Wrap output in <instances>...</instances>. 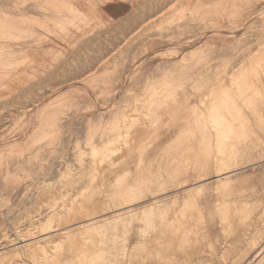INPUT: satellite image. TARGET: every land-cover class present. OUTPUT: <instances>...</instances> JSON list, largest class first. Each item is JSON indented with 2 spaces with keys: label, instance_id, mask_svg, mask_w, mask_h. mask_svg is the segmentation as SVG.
<instances>
[{
  "label": "rangeland",
  "instance_id": "374dc122",
  "mask_svg": "<svg viewBox=\"0 0 264 264\" xmlns=\"http://www.w3.org/2000/svg\"><path fill=\"white\" fill-rule=\"evenodd\" d=\"M33 5L37 7H33ZM43 8L44 10H41ZM235 27L237 28L235 29ZM0 33V78H2L0 79V203H2L0 204V215L3 216H0V227H2L0 244L9 243L10 239V242H17L16 244H18H14V248L9 247L10 250H6V253L0 258V264L8 262H10L8 264H12L14 263L13 260H21L19 264H42L39 260L40 252H37L40 250L25 251L26 249L22 247L23 242L20 241L22 235H25L23 233L28 232L29 228L27 227H30L29 225L37 223L36 230L37 228L40 230L43 228L41 226H45V224L47 225V218L52 209L50 210L49 195H43L44 191L54 193L59 189L62 190L63 187L64 191L69 192L68 195L76 198V196L79 197L81 191L87 189V185L89 187L94 183L102 184L103 182L102 189H111L109 184H112L111 181L117 174L114 173L116 172L114 169H117L118 172L121 168L104 170L101 175L95 173V163L92 162H95V159H92L95 158V154L93 155L94 150L88 139L94 136L91 139L98 149L104 144L111 145L107 141L104 143L106 140L105 136L103 137L105 127L119 115L121 110L127 106L131 107L134 97L135 99L136 97L137 99L142 98L144 89L148 84L154 83L157 86L165 84L166 86L170 82L172 84L181 82L180 84L183 85L179 84L180 91H191L190 86L192 82L196 81L198 87L195 91L196 94L194 93L195 97L194 95L191 96L190 101L192 102L198 101L213 81V86H211L216 89L223 85L230 86L232 79L230 77L243 73L247 69L245 63L250 56L256 51L264 49V0H0ZM19 33L21 34L19 35ZM257 42L260 44L257 45ZM188 49L190 50L188 51ZM140 57L143 60L138 63L139 59L137 58ZM235 58L237 63L236 61L233 62L236 60ZM230 60L233 61L230 62ZM227 64H229L228 66L236 64L234 68L229 69L230 76L225 74L222 76V73L221 76L215 77L219 70L226 68ZM207 77H209L208 80ZM263 77L261 80L264 82ZM165 80H167L166 83H164ZM207 83L208 85H206ZM114 86L115 88H113ZM114 91H117L118 94ZM246 114L244 113V115ZM247 116H244L247 117L245 120L248 121L243 122L244 128L250 129L251 123H258L264 127L263 121L259 122L249 114ZM54 118L57 119L58 124ZM171 124L162 129L160 138L146 150L147 153L145 152L143 159L145 166L148 167L147 172H140L138 173L140 176L133 174L134 177L130 175L129 179L126 178L127 182H130L129 185L132 184L129 191L133 190L136 195H139L138 191L142 189L137 188V185H143V188L147 185L149 195L144 192L146 188L145 190L142 189L141 192L139 191L140 194L147 195L146 202H139L131 208H125L121 211L125 216H128L130 210L144 208L145 204L154 201L149 198L150 192L154 193V191L159 190L155 194H162L166 190V195H161L156 199L168 200L174 195L180 197L184 188L193 186L198 181H205L204 185L207 186L203 192L205 194L203 198L204 196L206 198L205 213L208 214V218L210 217L206 221L207 230L210 229L211 235L218 238L216 243L218 252L216 251L213 259L215 261L217 259L220 264H235L236 253L228 254L229 251L226 250V244L223 242L234 235L229 236V239L222 237L220 220L215 209L217 207H215L217 204L215 198L217 199L218 194L216 192L214 195V183L219 179L217 173L212 172L214 171L213 168L210 167L212 169L210 172V169L207 171L209 172L207 175L206 172L202 173L206 177L201 178L195 175L197 179L194 174L192 175L194 177L189 176L188 179L191 181L188 180L181 187L177 186L178 189L171 185L176 183L175 181L172 183L174 178L181 180L180 178L188 176L186 173L187 176L184 174L177 176L184 171L173 168V159L176 158L174 156L178 154L174 150L175 147H172L176 141L172 142V140H175L173 137L177 135L178 130L175 125ZM57 128L59 131L55 130ZM257 130L264 136L261 129ZM250 131L251 137H247L242 142L241 147L231 148L230 146L233 153L236 150L239 155L234 154V161L230 165L234 166H229L222 172L230 173L228 177L224 174L219 177L221 180L227 178L230 187L228 191L231 195L226 197L242 196L255 199L264 195V137H260L257 132ZM241 133L243 132L241 131ZM178 149L190 150L186 143L180 145ZM28 150H30L29 153ZM26 153L30 156L29 158ZM213 156L210 157L211 160H213ZM177 158L192 159L193 156L184 154L178 155ZM34 159L37 164L34 163ZM136 159V156L130 158L131 161ZM169 163L173 168L171 169L173 173L168 166ZM130 164L123 167L131 168L133 163ZM67 169L68 171H66ZM68 172L72 177L68 175ZM164 172L171 174V178L174 173L178 174H174L175 176L171 181ZM155 174L156 177L158 175L157 178L155 177L158 183H155L156 187L153 182V188L151 183L152 179L156 181L153 177ZM66 175L69 176V179L65 177ZM160 175L162 179L165 177L167 178L166 181L169 180L167 182L169 188L165 183L163 185L165 189L163 188L162 193H160V189L162 190L160 188L162 182L159 184V180L162 181ZM135 177L136 179L141 178L142 182H145L142 183L140 179V181H136ZM64 178H66V182ZM134 179L136 184L135 181L133 182ZM148 180L149 182H147ZM170 181L171 183H169ZM26 183L31 184V186ZM189 183L191 184L189 185ZM106 184L108 188H106ZM208 186L213 187L209 188ZM133 187H136L134 189L137 192L132 189ZM17 191L20 193L19 195ZM20 195L22 196L20 197ZM100 195L95 197L98 200V204L95 205L98 209L105 207V197L102 195L101 198ZM127 209H129V214L126 212ZM259 209L261 208L259 207L257 210ZM121 211H118V215L109 213L105 217L113 214L120 216L111 220V223L118 222L112 223L113 225L110 223V225L114 230L116 228L115 231L119 236L124 235L126 237L128 235L126 237L128 241L135 244L137 233H132L135 230L133 226L142 228L147 224V219L144 221L146 223L141 225L138 220L143 222L144 219L137 216L136 218L131 213L133 216L131 220L130 215L127 218ZM18 213H20L19 216H17ZM122 217L125 219L122 220ZM32 219L34 220L32 221ZM127 219L132 222L129 223ZM116 223L123 225L121 227L119 225L117 229ZM137 223L138 225H136ZM124 224H129V229H131H127L128 227ZM122 227L126 231L122 230L124 229ZM20 231L22 232L20 233ZM135 232L137 231L135 230ZM130 234L133 236L131 237ZM51 244H48L49 248L53 245ZM64 251L61 252V256L65 254L62 256L63 258L70 256L73 252L72 249L68 248ZM205 252L202 254L205 255L204 259L209 254L207 251ZM250 252L248 253L249 258L248 256L244 257L236 264H243L246 260L250 264H254V261L250 260L254 250ZM227 257L235 259L229 258L228 262ZM247 262L245 264H249Z\"/></svg>",
  "mask_w": 264,
  "mask_h": 264
},
{
  "label": "bare ground",
  "instance_id": "6f19581e",
  "mask_svg": "<svg viewBox=\"0 0 264 264\" xmlns=\"http://www.w3.org/2000/svg\"><path fill=\"white\" fill-rule=\"evenodd\" d=\"M39 2H42V1H39ZM41 5H42V3H41ZM33 7H37V6L33 5ZM51 7H52V5H51ZM38 8H41V7H38ZM41 10H44V8ZM21 11H20V14H21ZM53 14H56V13H53ZM43 15H45V13ZM80 16H82V15H80ZM236 28L237 27H235V29ZM20 34L21 33H19V35ZM0 35H1V33H0ZM165 39L166 38H164V40ZM259 44L257 42V45H259ZM189 50L190 49H188V51ZM5 52H7V51H5ZM152 54H154V53H152ZM137 59H139L138 63L143 60V59L141 60V57L137 58ZM232 61L230 60V62H232ZM235 61H236V63L238 62L237 59L234 60L233 62H235ZM230 62H228V63H230ZM240 62H241V60H240ZM137 65H139V64H137ZM228 65L229 64H227L226 68H224V69L221 67L222 70H219L218 73L216 74L218 76L215 75V77H219V75L221 76L222 73H223L222 76L224 74L230 76L229 69L234 68V66L236 64L235 65L230 64V66H228ZM245 66H247V69H245V71L243 73H241L235 77H230V78H232L230 86L227 87V86L223 85V86H219L216 89V88L212 87L213 86L212 84L214 83V81H213V83L211 82L212 86L210 85L206 89V92L203 93V95L200 97V99L198 101H194V102L190 101V99H191V96L194 95V93L196 94L195 91L197 90V87H198L197 86L198 83H195L196 81L192 82V84L190 86L191 91H188V90L180 91L179 90L180 85L181 86L183 85V84H180L181 82L178 84H174V83L172 84L170 82L166 86H165V84H160V86L154 85V83H150L148 85L146 84L147 86L145 85L146 89H144L145 91H144L143 97L138 98V99H137V97H136V99L134 97L133 98L134 101L132 102L131 107L127 106L125 109L121 110L119 112V115H117L108 124V126L105 127V133H104L103 137L105 136L106 140L104 143H106V141H107L111 145L104 144L100 149H98L97 145L94 144V142H92V139H91V137H94V136H91L90 139H88L91 143V147H93L92 149L94 150L93 155L95 154V158H92V159H95V162L92 161L93 163H95L94 164L95 165V170H94L95 173L101 175L104 172V170H111L112 168H116V167L119 169L121 168L120 169L121 172H119L120 170L117 172V169L116 170L114 169V171H116V172L113 171L114 173H117V174L115 175V178H113V181H111L112 184H109L110 185L109 187L111 189L108 190L109 188L107 186V184H108L107 182H105V183H107L106 184V188H108L107 190L105 188L102 189L103 187H101V185L103 184V182H102V184H95V183L93 185L89 184L90 186L88 187V185H87V187H86L87 189L84 188L85 190L83 192L81 191L82 193L80 192V195H78L79 197L76 196V198L74 196L72 197L71 195H68L69 192L64 191L63 187H62V190L59 189L58 191H56L54 193L52 191H48V192L44 191L43 195H46V194L49 195L48 198L51 200V202L49 201L50 203L49 202L48 203L50 204V210L52 209V211L47 218V225L45 224V226L44 225L41 226L42 224L41 225L39 224L43 228H41L40 230H38V228H37V230H36V226H38V224L37 223H36L37 225L31 224V225H29L30 227H27V228H29L27 230L28 232L23 233L25 235H22V237L19 235L22 238V240L20 242H23L22 247L26 249L25 251H27V250L31 251L32 249H35V250L39 249L40 251H37V252H40V257H39L40 259L39 260L42 262V264H220V263H218L219 261L217 259H216V261L213 259L214 255H216L215 253L217 251L216 243L218 241V238L213 237V235H211V233L209 231L210 229L207 230L208 228H207V224H206L207 222L206 221L210 217L208 218V216H207L208 214L205 213V211H206V209H205L206 208L205 207L206 198H205V196H204L205 199L203 198V195H205V194H203V192H204V190H206V187H207L204 185L205 181L204 182L198 181V183L195 181L197 184H194L193 186L184 188V192L181 191L182 195H180V197H177V195H174V196L171 195L172 197H169L168 200H166L164 198L156 199L158 197H161V195L167 194V192H165L166 190L163 193H162V191H163V188L165 189V186H163V185L165 183H167L169 180L166 181L167 178H165V177H163V179H162V177H161L162 174H161L160 178L162 179V181L159 179L158 180L160 181L159 184L162 182L161 183L162 185L161 186L158 185V186H160V188H162V190L160 189V191H161L160 193H162V194H155V193H158V191H159V190H156V188H155V190L157 192H155V191H154V193L150 192L151 195L149 196V198H152L154 201L150 202L149 204H145L146 206H144V208H140L139 209L140 211L137 208L135 210L132 209V211L130 210V212H129L130 214L128 213L129 209H127V211H126L131 216L130 219L133 217L132 214L135 215V217L137 216L138 218L144 219L143 222H139V220H138V223L141 225L147 219V221H146L147 224H145L146 223L145 222L144 223L145 225L143 224L144 226L142 228L139 226H136V228H135V226H133L134 228L132 227L133 229H135L137 231V232H135V230L134 231L132 230L133 231L132 233H137L135 241H134L135 244H132L131 242L128 241V239L126 238L128 235H126V237L124 235L119 236L115 231L116 228L114 230V228H112V226L110 225L111 220H115L114 219L115 217H120V216L114 215V214L119 213L118 211H121L122 209L124 210L125 208H131L133 205H135L139 202L145 201V198L147 197L146 194H148L147 193L148 189L146 188L147 185H145L146 191H144V192L146 194H144V195H143V193L140 194L142 189L145 190V188L142 187L143 185H141V186L137 185V188L140 187L142 189L139 190L140 192L138 191L139 195H136V193H134L133 190L129 191V189H131L132 184H130L131 185L130 186L129 185L130 182L128 183L126 178L130 177V175H133V174L139 175L138 173H140V172H144V171L147 172L148 167L145 166V162L143 159L146 150L148 149L149 146H151L154 143V141H156L160 138L161 133H162L161 132L162 129L164 127L165 128L169 127L170 124L172 123L171 125H175L177 127V128L176 127L175 128L178 131L176 132L177 135H175L173 137L175 140H172V142L176 141L175 142L176 144L173 143L175 146L174 145L173 146L171 145V146L175 147V149L174 148L173 149L176 150L175 151L176 154H178V155H184L185 154L187 156L192 155L193 158L192 159L177 158L178 155L174 156L176 158L173 157L174 158L173 159L174 163H172L174 165L173 168H175L176 170H179V171L180 170L184 171V173L180 172L181 174H178L179 173L178 171H174V172H178L177 173L178 175L176 173H174V174H176L177 176H179V175L182 176V174H184V175L187 174L188 176L186 175L187 177L184 176V178H180L181 180H179V179H176L173 177V176H175L174 174L171 178L170 177L171 174L169 175L168 173L164 172L165 175L167 174L168 177H170L171 181L174 178L172 183H174V181L176 183L171 184V185H174L176 188H177V186L181 187L185 183L188 182L189 176L194 177L195 175H197V177L202 178L205 176V175H202V173L204 174V172H206V175H207V173H209L211 171V169L213 168L214 171H212V172L217 173V178L219 179V181H216V183H214L215 184L214 195L216 192H217L216 194H218L217 199L215 198V200L217 202L216 201H214V202L217 203L215 205V207L217 206L215 209H216L217 215H218L219 220H220L221 235H222V237H225V238L228 237L227 239H229V236L234 235L233 237L230 238L231 240L225 239L223 241L226 244V247H225L226 250L229 251L228 254L236 253V257L233 255H231V256L236 258V259L234 258L236 263L237 262L239 263V261H241L242 258L248 256V253L250 251L252 252V250H254V252H252L253 255L250 256V260L254 261V264H264V223H262V222H264V195L263 196L260 195V197L258 196L255 199L254 198H252V199L245 198L242 196L231 197V198L226 197L227 195L228 196L231 195L230 191H228V189L230 187L228 186L227 178H223L225 180H221L219 178L221 174L226 175V177H228V174H230L228 172H224V173H222V172L225 171L227 168H229V166L234 161V159H233L234 153L230 149L231 141L232 140H239L241 135L243 136V133H241L242 130H240V129H244L242 124L244 121H247V120H245L248 117L247 114L255 117L256 118L255 120H257L259 122L263 121V119H261L262 114L260 111L259 102H260V99L264 98V82L261 80V77L264 76V49L258 50L254 54H252L250 56V58L248 59L247 63H245ZM124 72H125V70H124ZM7 75H8V73H7ZM204 78H206V77H204ZM0 79H2V78H0ZM208 79H209V77H207V80ZM214 80H216V78ZM166 82H167V80H165L164 83H166ZM162 83H163V81H162ZM206 85H208V83ZM121 87H122V85H121ZM200 87L201 86L199 85V88ZM113 88H115V86ZM121 89H119V91H121ZM115 93L118 94L117 91ZM194 97H195V95H194ZM24 101H26V100H24ZM7 105H9V104H7ZM244 113L245 114L247 113V114L244 115ZM22 114H23V112H22ZM244 116H247V117L245 118ZM52 120H53V118H52ZM55 120L58 124L59 122L57 121V119H55ZM249 121H250V119H249ZM54 122H53V124H54ZM53 124L50 123V125H53ZM58 128H59V126H58ZM58 128L55 130L57 131ZM172 142H170V143L172 144ZM184 143L187 144V146H188V148H190V150H183L182 151V150L178 149L179 146L183 145ZM235 143H237V142H235ZM232 144H234V143H232ZM232 146H231V148H232ZM23 150H24V148H23ZM174 150H173V152H174ZM29 151L30 150H28V153H29ZM31 151H32V149H31ZM163 152H164V150L162 151V153ZM23 153H25V151H23ZM91 154H92V152H91ZM17 155L19 156V154H17ZM30 155H31V153H30ZM26 156H28L27 153H26ZM132 156H136L137 159L134 161H131L130 158ZM211 156L214 157V158L212 157L213 160H211V158H210ZM29 157L30 156H28V158ZM171 158H172V156H171ZM23 159H25V158H23ZM82 160H83V158H82ZM82 160H81V162H82ZM31 163H33V162H31ZM34 163H36V160ZM130 163L131 164L133 163V166L131 168L123 167V166H127ZM89 164L91 165V163H89ZM168 166H170V163ZM233 166H230V167H233ZM21 167H20V170H21ZM31 167H32V165H31ZM38 167H39V165H38ZM210 167H212V168L210 169ZM93 168H94V166H93ZM93 168H92V170H93ZM169 168H170V170L173 169V168H171V166ZM9 170H10V168H9ZM208 170H209V172H207ZM66 171H68V169ZM167 171H169V169H167ZM19 173H21V172H19ZM172 173H173V171H172ZM7 174H9V173H7ZM193 174H194V176H192ZM68 175H71V174L69 173ZM105 175L107 176V174H105ZM165 175H163V176H165ZM110 176H111V174H110ZM65 177H67V175ZM71 177H72V175H71ZM133 177H134V175H133ZM153 177L155 178L156 174ZM157 177H158V175H157ZM15 178H17V177H15ZM18 178H20V177H18ZM39 178H41V177H39ZM156 178H155V180H156ZM164 178H165V180H164ZM105 179H107V178H105ZM135 179H136V177H135ZM135 179L133 180V182L135 181ZM139 179L141 180V178H139ZM139 179L137 178L136 181L137 180L140 181ZM64 180L66 182V178H64ZM152 180H153L152 183L150 181L151 185H153V182H154V185H156L155 183H158L157 180L156 181H154V179H152ZM34 181H35V179H34ZM136 181H135V184H136ZM163 181H164V183H163ZM171 181L169 183H171ZM189 181H191V180H189ZM141 182H142V180H141ZM144 182H142V183H144ZM147 182H149V180ZM63 183H64V181H63ZM63 183L61 182V184H63ZM150 183H148V184H150ZM26 184H24V185H26ZM190 184L191 183H189V185ZM211 184H212V182H211ZM27 185L31 186V184H27ZM139 185H140V183H139ZM151 185H149L150 188H152ZM154 185H153V188H154ZM167 185H168V183H167ZM68 186H70V185H68ZM59 187H61V186H59ZM156 187H157V185H156ZM167 187L169 188V185ZM210 187L212 188L213 186H210ZM32 188H33V186H32ZM134 188H136V187H133L132 189H134ZM168 188H166L167 191H168ZM209 188H207V189H209ZM134 190H135V192H137L136 189H134ZM150 190H152V189H150ZM26 192H28V191H26ZM17 193H18V191H17ZM42 193H43V191H42ZM19 194L20 193H18V195ZM168 194H170V193H168ZM18 195H17V198H18ZM37 195H39V194H37ZM99 195L101 196V198H102V195L105 197V201H104L105 207L100 206V207H103L102 209H98V207L95 206L98 204L97 203L98 200H96L95 197L96 196L98 197ZM21 196L22 195H20V197ZM25 198H27V197H25ZM37 198H38V196H37ZM166 198H168V197H166ZM25 202H26V200H25ZM46 202H47V200H46ZM101 203H99V204H101ZM0 204H2V203H0ZM259 207L261 209L257 210ZM15 212H17V211H15ZM121 212H120V214L123 213V212L122 213ZM109 213H114V214L112 216L105 217ZM5 214H6V210H5ZM19 214L20 213H18L17 216H19ZM129 215L125 216V214H124V216L127 218L129 217ZM1 217H3V216H1ZM28 218H29V216H28ZM116 219H119V218H116ZM123 219H125V218L122 217V220ZM130 219L129 220L127 219L129 221V223L132 222V221H130ZM33 220L34 219H32V221ZM2 221H4V220L2 219ZM140 221H142V220H140ZM70 222H72V223H70ZM115 222H118V221H115ZM115 222L114 223L112 222V223L115 224ZM122 222L125 223V221H122ZM3 223H5V222H3ZM138 223L136 225H138ZM7 224H8V222H7ZM119 225L120 224L116 223V226H118L117 229L119 228ZM121 225H123V224L121 223ZM121 225H120V227H121ZM125 225H126V227H128L127 229H129V226H128L129 224H124V226ZM251 227H253V228H251ZM1 228L2 227H0V230H1ZM16 228H18V227H16ZM122 228H124V227H122ZM4 230H6V229H4ZM119 230H121V229H119ZM122 230L126 231L125 228ZM129 230H127V232ZM21 232L22 231H20V233ZM122 232H124V231H122ZM127 232H125V233H127ZM122 234H124V233H122ZM2 235H3V233H2ZM132 236H133V234L131 235V237ZM131 237H129V238L132 240ZM10 240H9V243L6 242V243L0 244V258L6 253V250L9 247L14 248V244L17 243V242L12 243V242H10ZM18 243H19V241H18ZM48 244L49 245L51 244L52 246H50V248H49ZM16 245H18V244H16ZM18 247H17V249L22 248V247H19V248ZM66 248L72 249L73 252L70 256H68V257L66 256V258H63L62 256L65 254L62 253L63 255L61 256V252H63ZM206 248H207V250H205ZM8 250H10V249H8ZM13 250H15V249H13ZM11 251H9V252H11ZM205 251H207L209 254L206 256L207 258L204 259V256L206 255ZM64 252H66V251H64ZM203 252H205L204 253L205 255H202ZM67 253H68V250H67ZM67 253H66V255H67ZM229 258L227 259L228 262H229ZM248 258H249V256H248ZM230 259H232V258H230ZM234 259H232V260H234ZM20 261L19 260H15V261L13 260L14 263H12V264H19ZM246 262H247V260L243 264H245ZM8 263H10V262H8ZM8 263H1V264H8ZM247 263H249V262H247Z\"/></svg>",
  "mask_w": 264,
  "mask_h": 264
},
{
  "label": "crops",
  "instance_id": "0c3cea01",
  "mask_svg": "<svg viewBox=\"0 0 264 264\" xmlns=\"http://www.w3.org/2000/svg\"><path fill=\"white\" fill-rule=\"evenodd\" d=\"M259 107H260V111H261V114H262V119H263V122H264V98L260 99ZM257 129H261L264 132V127L260 126L258 123H251L250 124V129L248 127L244 128V130L243 129H240L243 132V136L241 135V137H240L239 140H232L231 142L236 141L238 144L237 143H234V144L231 143L230 146L233 145L232 146L233 148H239V147H241L243 145L242 142L245 141L247 137H251V134H250L251 131L250 130H252L254 132H257L258 135L263 138L264 136H262L258 132ZM247 133H249V134H247ZM234 154H236L238 156L239 155V152L236 151V150H234Z\"/></svg>",
  "mask_w": 264,
  "mask_h": 264
}]
</instances>
